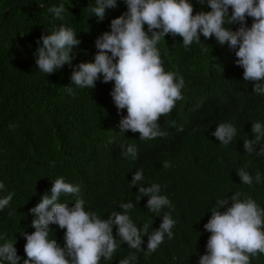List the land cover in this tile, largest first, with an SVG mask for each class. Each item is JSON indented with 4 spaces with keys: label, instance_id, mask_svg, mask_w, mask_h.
<instances>
[{
    "label": "trees",
    "instance_id": "trees-1",
    "mask_svg": "<svg viewBox=\"0 0 264 264\" xmlns=\"http://www.w3.org/2000/svg\"><path fill=\"white\" fill-rule=\"evenodd\" d=\"M189 2L193 14L211 10L207 0ZM61 4L66 11L58 19L49 9ZM91 6L95 0H0V183L4 184L0 198L13 194L0 210V245L14 244L21 257L18 264H23L27 259L23 233L35 231L30 209L46 192L50 194L55 179L63 177L79 185L85 210L101 219L123 212L119 205L132 202L127 214L137 227L151 222L149 232L158 229L165 212L175 221L172 239L165 234L164 242L150 254H146L147 235L142 237L144 251L137 252L120 243L114 226L118 247L110 260L102 257L100 264H119L129 253L137 257L132 264H198L211 235L204 224L216 200L240 192L241 199L250 197L264 209V155L248 154L243 147L244 139H254L252 123L264 126V94L254 92V82L244 81L236 50L227 42L221 45L215 37L201 34L200 43L185 48L182 37L166 35L157 48L164 70L183 77V99L158 120L165 136L140 140L139 133L121 132L120 120L127 111L118 114L110 95L114 82L103 83L101 75L91 89L71 80L76 65L94 62L97 37L110 31L111 20L127 11L124 0H117L116 7L106 9L103 21H98ZM246 22L250 27L253 20L247 17ZM61 25L71 28L81 43L74 46L71 65L46 74L36 65L37 41ZM239 26L225 25L233 31ZM225 122L237 130L228 145L212 135ZM259 143L264 144V138ZM122 144L134 145L136 158L121 156ZM164 161L171 167L165 169ZM241 168L253 177L251 185L242 183L237 173ZM137 170L143 171V179L131 186ZM152 184L160 185V195L167 196L171 205L159 214L148 210L147 196L137 200L139 187ZM75 199L62 194L59 202L71 207ZM65 232L52 224L48 238L64 247ZM250 264H264V254L250 257Z\"/></svg>",
    "mask_w": 264,
    "mask_h": 264
},
{
    "label": "clouds",
    "instance_id": "clouds-1",
    "mask_svg": "<svg viewBox=\"0 0 264 264\" xmlns=\"http://www.w3.org/2000/svg\"><path fill=\"white\" fill-rule=\"evenodd\" d=\"M127 11L114 18L110 31L104 32L95 40L97 53L94 62H81L73 68L71 80L80 87L94 88L96 81L114 82L110 92L118 114L126 109L127 115L120 120L121 132L139 133L140 140H151L165 136L160 130L158 120L182 100L183 77H177L173 71H165L157 43L166 35L182 37L185 48L194 41L200 43V35L206 39L215 37L221 45L226 42L235 49L236 64L243 68L244 81L254 82V92L264 94V0H207L210 11L193 14V4L189 0H124ZM204 3V0H199ZM117 0H95V6L89 7L98 21H103L105 10L116 7ZM44 7L43 4L39 5ZM231 8V14L229 9ZM56 18L63 19L66 11L63 4L49 9ZM253 22L247 26L246 18ZM227 18V19H226ZM238 23L233 31L226 24ZM147 25V31L144 25ZM42 41V44L40 43ZM81 43L75 32L61 25L47 35H42L36 49V65L46 74H51L65 64L71 65L74 46ZM110 53V55H109ZM71 92V87H69ZM236 128L231 123H220L212 135L222 144L228 145L236 136ZM254 139H244L246 153L256 152L264 155V126L260 122L252 123ZM260 149L257 151V145ZM121 156L136 158L134 145H121ZM171 167L168 161L162 165ZM245 185L253 183V177L244 169L237 171ZM143 179V171L137 170L131 180L136 186ZM261 182L260 173L255 176ZM4 184L0 183V189ZM161 187H139L137 200L147 196L146 207L159 214L168 206L167 196L160 195ZM80 187L65 182L59 177L52 182L50 194L45 193L41 201L30 212L35 217L31 234L23 233L26 243L24 252L27 259L23 264H100L103 257L110 260L118 244L126 243L131 249L144 251L142 237L147 235V251L150 254L164 242L165 234L172 239L175 221L165 212L158 229H152L151 222L137 227L127 214L133 209L132 202L121 203L123 212L114 211L107 219H101L95 212L85 210L84 200L79 198ZM62 194L74 197L75 203L69 207L59 202ZM237 192L230 198L216 200L211 209V217L204 229L211 235L206 243V254L200 256L198 264H250V257L264 254V209L250 197L241 199ZM13 194L0 198V210L9 205ZM225 211H220L225 208ZM66 229L65 246L61 247L56 239H49L50 225ZM116 227V236L113 227ZM137 259L135 253L121 259L119 264H132ZM14 244L6 242L0 245V264H18Z\"/></svg>",
    "mask_w": 264,
    "mask_h": 264
}]
</instances>
